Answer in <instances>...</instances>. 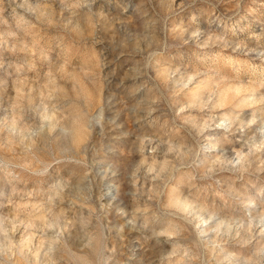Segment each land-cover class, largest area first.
Listing matches in <instances>:
<instances>
[{
	"label": "clouds",
	"instance_id": "clouds-1",
	"mask_svg": "<svg viewBox=\"0 0 264 264\" xmlns=\"http://www.w3.org/2000/svg\"><path fill=\"white\" fill-rule=\"evenodd\" d=\"M0 264H264V0H0Z\"/></svg>",
	"mask_w": 264,
	"mask_h": 264
}]
</instances>
